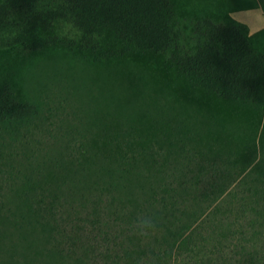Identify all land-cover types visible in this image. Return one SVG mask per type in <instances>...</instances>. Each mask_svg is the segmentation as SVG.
<instances>
[{
	"label": "trees",
	"instance_id": "16d2710c",
	"mask_svg": "<svg viewBox=\"0 0 264 264\" xmlns=\"http://www.w3.org/2000/svg\"><path fill=\"white\" fill-rule=\"evenodd\" d=\"M174 21L170 0H0V66L55 47L137 49L164 60L171 90L223 109L209 124L177 97L172 118L99 109L71 124L61 102L3 87L0 264H264V130L258 157L244 122L264 114V50L230 19L189 33ZM142 215L158 221L147 238Z\"/></svg>",
	"mask_w": 264,
	"mask_h": 264
},
{
	"label": "rangeland",
	"instance_id": "374dc122",
	"mask_svg": "<svg viewBox=\"0 0 264 264\" xmlns=\"http://www.w3.org/2000/svg\"><path fill=\"white\" fill-rule=\"evenodd\" d=\"M175 15V27L189 33L198 22L207 19L217 23L232 20L244 28L254 46L264 50V29L251 34L236 16L249 11H259L264 22V0H170ZM12 63L0 66V90L8 88V96L23 100L26 96L34 101H43L46 110L57 108L61 102L66 111L77 114L71 124L87 114L90 122L94 113L101 109L103 115L126 120L138 119L142 115L172 118L169 106L177 105L181 97V110L203 114L209 124L223 120V109L208 106L204 102L185 98L182 89L173 91L169 87L172 77L168 65L156 55L133 49L118 57L95 55L86 50H68L55 47L37 53L13 54ZM6 98L7 94H0ZM161 108H156V99ZM166 105V106H165ZM247 124L256 155L260 157V139L264 130L263 116L246 114ZM264 136V135H263ZM262 136V137H263ZM11 143V142H10ZM9 143V144H10Z\"/></svg>",
	"mask_w": 264,
	"mask_h": 264
},
{
	"label": "clouds",
	"instance_id": "9594fccd",
	"mask_svg": "<svg viewBox=\"0 0 264 264\" xmlns=\"http://www.w3.org/2000/svg\"><path fill=\"white\" fill-rule=\"evenodd\" d=\"M134 228L137 236L147 238L158 231V221L153 216L142 215L137 218Z\"/></svg>",
	"mask_w": 264,
	"mask_h": 264
},
{
	"label": "crops",
	"instance_id": "0c3cea01",
	"mask_svg": "<svg viewBox=\"0 0 264 264\" xmlns=\"http://www.w3.org/2000/svg\"><path fill=\"white\" fill-rule=\"evenodd\" d=\"M236 17L239 22L245 25V27L251 32V34L264 29V22L260 18L259 11L252 10Z\"/></svg>",
	"mask_w": 264,
	"mask_h": 264
}]
</instances>
